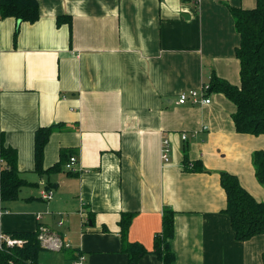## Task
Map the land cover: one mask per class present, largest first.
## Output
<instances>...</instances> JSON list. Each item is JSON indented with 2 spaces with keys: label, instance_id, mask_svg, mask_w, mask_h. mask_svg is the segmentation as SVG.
I'll return each instance as SVG.
<instances>
[{
  "label": "crops",
  "instance_id": "crops-1",
  "mask_svg": "<svg viewBox=\"0 0 264 264\" xmlns=\"http://www.w3.org/2000/svg\"><path fill=\"white\" fill-rule=\"evenodd\" d=\"M37 2L34 22L0 17V133L16 150L20 175L37 182L35 191L1 203L0 233L38 228V264L47 250L66 258L78 252L84 264H127L118 222L134 212L127 240L147 250L138 264H161L151 250L167 206L172 264H262L264 235L235 239L219 172L236 175L264 201L251 160L264 150V133L237 132L236 106L220 91H209L208 104L177 103L213 73L239 86L229 6L252 8L256 0ZM52 124L43 167L68 148L79 169L40 177L34 132ZM184 152L204 170H186ZM41 189H51V198H41Z\"/></svg>",
  "mask_w": 264,
  "mask_h": 264
},
{
  "label": "trees",
  "instance_id": "trees-1",
  "mask_svg": "<svg viewBox=\"0 0 264 264\" xmlns=\"http://www.w3.org/2000/svg\"><path fill=\"white\" fill-rule=\"evenodd\" d=\"M37 0H0V17H13L19 22H34L39 17ZM235 31L239 35L235 56L239 60L240 84L232 85L217 77L214 73L209 81V91H220L236 106L232 114L235 130L239 133L259 135L264 133V0H256L252 8L229 6ZM67 17L59 16L57 22ZM18 27H15L14 40ZM58 124L39 126L34 132L33 172L40 177L50 172L62 171L74 151L62 148L59 158L47 168L43 167V153L49 134ZM186 151V148H184ZM0 156L6 162V168L0 173L1 201H12L19 197L24 186H36L37 182L28 181L17 168L15 148L4 142L0 133ZM254 173L259 183L264 184V150L257 149L251 156ZM184 152V168L196 171L204 170L199 160L192 166ZM67 174H73L68 171ZM220 184L226 195V206L223 210L230 218L235 239L247 240L256 234L264 235V201L256 200L239 182L236 175L220 171ZM40 198V197H39ZM174 211L164 207L161 216V229L154 236L151 252L161 264H172L174 252L170 240L174 234ZM134 212H122L119 219L122 251L127 255V264H138L147 250L139 242L127 240L128 229ZM39 229L33 231L9 232L13 238L22 239L21 245L0 247V264H38L43 251L39 238ZM75 249V248H74ZM79 253L72 251L67 259H77ZM264 264V252L262 253Z\"/></svg>",
  "mask_w": 264,
  "mask_h": 264
},
{
  "label": "built area",
  "instance_id": "built-area-1",
  "mask_svg": "<svg viewBox=\"0 0 264 264\" xmlns=\"http://www.w3.org/2000/svg\"><path fill=\"white\" fill-rule=\"evenodd\" d=\"M209 97V84H203V86L199 89H192L188 91H183L179 94L177 103L185 104L186 102H190V104H208L210 103ZM182 138L185 139L186 135L183 134ZM169 141L167 138L163 137L162 140V158L167 161L169 156ZM3 168H6L5 160L0 156V173ZM65 169L69 171L78 170V161L75 155H71L69 160L65 164ZM39 196L45 200H48L52 196L51 189H41L39 191ZM1 198H0V209H1ZM61 223V221H60ZM24 241L22 239L13 238L10 234L0 233V247L4 244L6 246H14L21 245ZM71 264H84L83 257L80 256L76 260H73Z\"/></svg>",
  "mask_w": 264,
  "mask_h": 264
},
{
  "label": "rangeland",
  "instance_id": "rangeland-1",
  "mask_svg": "<svg viewBox=\"0 0 264 264\" xmlns=\"http://www.w3.org/2000/svg\"><path fill=\"white\" fill-rule=\"evenodd\" d=\"M27 191H35V190H34V187H30V186H24V187H22V189H21V191L19 193L18 199L21 198V197H23ZM57 218H58V216L55 217V220L52 223H53V226L55 228L58 229V227H59V229H60L62 227H60L59 225H57V222H56V219ZM62 223L63 222H61L59 224L61 225ZM41 240L43 242L44 239H41ZM46 242L47 241H45L44 243L47 244ZM47 251H48L47 253H48L49 256L44 259V261L42 262L43 264H69L68 259L66 257H64L63 255L58 254V253H55L53 251H49V250H47ZM39 259H40V256H39Z\"/></svg>",
  "mask_w": 264,
  "mask_h": 264
}]
</instances>
